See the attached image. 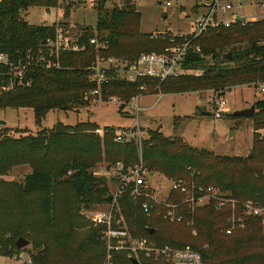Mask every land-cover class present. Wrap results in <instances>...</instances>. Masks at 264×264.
<instances>
[{
  "label": "trees",
  "instance_id": "16d2710c",
  "mask_svg": "<svg viewBox=\"0 0 264 264\" xmlns=\"http://www.w3.org/2000/svg\"><path fill=\"white\" fill-rule=\"evenodd\" d=\"M107 1L96 0L97 32L82 29L78 36L80 43L87 44L93 37L100 38L109 46L104 51L105 57H118L130 64L141 53L160 52L166 46V42L153 40L138 31L140 13L135 10L132 0H125L122 8L112 9L106 7ZM59 3L60 0H0V55L7 56L14 66L19 62H29L24 82L20 85L16 81L13 86L11 66L0 64V109L31 108L39 127L51 111H69L74 106H86L84 94L96 88V84L91 82L93 72L90 69L96 62L93 48L87 47L78 54H61L59 69H47L40 62L43 56L48 55L46 42L55 38L58 25H32L22 18L21 12L35 7L57 8ZM69 17L70 9L67 7L64 18ZM128 40L131 41L129 45L126 44ZM200 44L203 54L192 55L185 65L202 71V76L187 75L162 83L153 81L148 82L149 86L152 89L159 86L157 92L164 94L213 91L223 95L236 87L264 86V21L204 36ZM228 52L232 55V62L223 60ZM27 82H30L29 86H26ZM143 83L115 80L104 88L102 98L115 96L130 102L140 93L139 87ZM254 106L255 113L250 118L254 125L253 147L248 156H219L194 148L179 138L169 139L159 131L150 130L149 138L143 142V159L148 170L171 179L195 172L199 174V183L215 186L234 198L259 197L264 200V98ZM187 119L176 118L175 129ZM84 126L91 128L89 135L84 134V129L71 134L61 126H57L50 135L41 132L20 140L8 139L5 128V132L0 133V174L24 164L33 168L23 184H8V192L6 189L0 193V255H8L4 236L8 229L15 230L18 237L32 232L39 238L45 233L47 239L51 236L50 231L54 230L55 234L49 240L54 236L53 242L69 251L63 257V263L70 260V263L102 264L106 253L102 241L103 228H89L79 221L78 209L68 208L71 199L61 190L67 192L66 189H70L75 194L76 204L86 210L97 204H106L110 194L109 181L94 175L96 165L105 161L109 165L123 162L126 167L134 166L138 162V148L133 142L117 144L114 128H105L104 135L99 136L94 133L99 127L91 123L81 127ZM67 147L69 150H65ZM64 152L68 154L54 166L55 157ZM41 155L52 157V164L37 165ZM60 202L66 207L62 211L57 207ZM141 205V201H134L128 195L120 200L127 227L134 236L154 240L159 245H190L202 253L207 264H264V229L257 220H250L243 231L226 235L223 231L227 228V213L216 212L211 206L194 212L183 206L184 221L174 224L165 219L164 213L147 219ZM11 207L20 212L19 224L6 220V217L16 214L9 210ZM59 213L69 218L68 232L57 227ZM37 215L39 221L36 220ZM46 227L48 232H43ZM56 228L60 231H55ZM87 228L89 235L80 242L77 250H71V244L77 243L80 231ZM148 229H154V234H149ZM192 230L197 232V236L192 235ZM35 245L34 264H51L50 247L42 249L43 244L38 239Z\"/></svg>",
  "mask_w": 264,
  "mask_h": 264
},
{
  "label": "built area",
  "instance_id": "2783aa9c",
  "mask_svg": "<svg viewBox=\"0 0 264 264\" xmlns=\"http://www.w3.org/2000/svg\"><path fill=\"white\" fill-rule=\"evenodd\" d=\"M73 1L60 0L59 9L62 4L69 5ZM194 1L192 9L196 18L192 30L189 33H154L151 39L166 42V46L160 52L141 53L131 64L113 56L105 57L104 51L109 47L107 42L93 37L87 44L80 43L79 37L72 38L70 30L60 26L57 27L55 38L47 40L48 55L43 56L40 62L47 69H59L61 54H78L84 52L87 47L93 48L96 62L90 69L93 72L91 82L96 84V88L89 92V96L102 99L104 88L115 80L129 84L143 81L139 87L140 93L130 102L115 96L109 97V101L121 105L126 113L129 112L138 118L140 112L153 108L162 98H157L149 108L141 106V98L159 88L158 86L152 89L148 82L162 83L187 75L202 76V71L187 68L185 64L192 55L203 54L200 41L204 36L235 26L245 28L264 21V0ZM166 6L171 7V1H168ZM0 64L11 66L14 73L11 86L16 81L20 85L24 82L29 62H19L14 66L9 63L7 56L0 55ZM29 85L30 82H27L26 86ZM261 92L264 93L263 85ZM213 93L215 96L209 103L215 118L220 119L227 112V102L223 94ZM95 133L102 136L105 128H98ZM143 139L147 138H144L138 120L135 125L115 130L114 140L117 144L133 142L137 145L138 162L130 167H126L123 162H117L107 166L102 172H94L95 176L109 179L115 186L110 194L112 201L106 204V208L94 213L92 218L95 227L103 228L102 241L106 253L102 264H133L134 260L138 264H207L202 253L190 245H159L154 240L134 236L127 227L120 206V200L125 195L134 201H141V208L147 219L164 213L168 222L180 224L184 221L181 212L183 206L192 212L211 206L216 212L227 213V228L223 231L226 235L245 230L250 220H257L264 229L263 199L234 198L215 186L199 183L198 173L191 172L188 177L172 180L164 177L165 181L169 182L166 188L161 180L157 182V186H153L149 179L156 177V174L150 172L144 162ZM193 234L197 236L196 231ZM11 258L20 264H34V254L25 252L24 249H16Z\"/></svg>",
  "mask_w": 264,
  "mask_h": 264
},
{
  "label": "rangeland",
  "instance_id": "374dc122",
  "mask_svg": "<svg viewBox=\"0 0 264 264\" xmlns=\"http://www.w3.org/2000/svg\"><path fill=\"white\" fill-rule=\"evenodd\" d=\"M168 1H171V7L166 6ZM95 2L96 0H74L69 5L62 4L60 9L59 6L52 9L35 7L28 11H22L21 16L32 25L56 24L60 27H65L70 30L72 38H78L82 29H90L97 32L98 14L95 9ZM194 2V0H132L135 10L140 13L138 31L143 35L150 36V38L154 33H189L196 18V14L192 9ZM124 4L125 0H108L106 7L109 9L114 7L122 8ZM67 7L70 9V17L64 18V11ZM45 14L47 15L45 16ZM123 28L125 31L127 30V27L124 26ZM98 39L101 41L100 38ZM130 42L128 40L126 44L129 45ZM261 88V85H258V87L252 85L236 87L226 91L224 98L227 102V112L220 119L215 118L214 111L209 103L215 96L213 91L164 94L156 90L141 98V106L144 108L151 107L157 98L162 97L160 102L153 108L140 112L138 118L129 112L126 113L124 107L122 109L121 105L112 103L109 101V98L90 97L89 92H86L84 94L87 102L86 106H74L69 111H51L41 127L36 125L33 109L28 107L0 109V121L7 123L5 136L8 139L20 140L28 136H36L41 132L50 135L57 126H61L63 130L71 131V134L77 130L84 129V134L89 135L91 128L86 126L81 127L82 125L91 123L102 129L110 127L118 130L135 125L138 120L144 138H149L150 130H156L166 138H179L194 148L208 150L219 156L245 157L251 153L253 147V122L250 118L233 117L232 115H226V113L250 108L252 105H255L256 102L264 98ZM176 118L188 119L178 129H175L174 120ZM1 132L5 131L0 126ZM262 134L264 136V131ZM0 138L2 137L0 136ZM65 150H69V148L67 147ZM67 154L68 152H64L56 156L55 159L53 158L55 162V164L53 162V165L55 166L62 161ZM52 161V157L46 158L44 155H41L38 157L36 164L39 166L49 162L52 164ZM107 166L110 165L102 161L96 165L94 171L102 172ZM32 172L33 168L28 164L15 166L3 172V174H0V193L6 192V189L8 192V189H10L7 188L8 184H23L25 177ZM154 174H156V177L149 179L152 185L157 186V182L161 180L164 188H166L169 182L165 181L164 176L160 173ZM185 177L188 176L185 175ZM61 180L64 179L61 178ZM107 180L109 181V191L111 194L115 186L113 182H110L109 179ZM168 180L172 179L168 178ZM66 190L67 192H64V190H61V192L71 199L67 205L68 208L71 207L73 209L74 207L78 209V220L83 221L89 228L95 227L92 220L93 214L106 208L107 203L97 204L91 210H86L76 204L75 194L68 188ZM64 200L65 198L62 196V201ZM61 202L57 205L60 211L66 208ZM29 205L35 206L30 203ZM9 210L14 211L16 214L6 217V220L15 225L19 224L20 212L16 211L14 207H11ZM38 219L37 215L36 220L39 221ZM68 220L69 218L67 219L59 213L57 227H60V230L65 229L68 232ZM89 228L80 231L81 234L78 236L77 243L71 244V250L79 248L80 242L89 235V232H86ZM58 229L56 228L55 231H60ZM48 230L49 228L46 227L42 231L48 232ZM53 231H50L51 236L55 234ZM194 231L192 230L193 236H195L193 234ZM24 235L23 238L30 241V245L24 248V251L35 255L37 251L35 240L38 239V242L43 244L42 249L47 246L50 247L51 264L63 263V257L66 252H69L67 249L59 245L57 246L53 242L54 236L52 240H49L51 236L47 239L45 233H42L39 238L33 236L32 232H27ZM4 236L8 243V255H0V264H20V262H16L11 258L17 249L15 244L20 237L16 235V231L13 229H8ZM21 250L23 251V249ZM81 257H85V254H81ZM68 261L70 260H67V263L63 264H79Z\"/></svg>",
  "mask_w": 264,
  "mask_h": 264
},
{
  "label": "water",
  "instance_id": "95a60500",
  "mask_svg": "<svg viewBox=\"0 0 264 264\" xmlns=\"http://www.w3.org/2000/svg\"><path fill=\"white\" fill-rule=\"evenodd\" d=\"M224 62H232L233 58L230 52L226 53L223 57ZM255 113V106L252 105L250 108L242 109V110H237L234 112H229L226 113V115H232L233 117H240V118H252ZM205 114V113H204ZM206 115V114H205ZM7 123L5 121H0V126L4 129L6 127ZM153 176V174H152ZM112 201V197L108 196L106 198V202L110 203ZM155 230L154 229H148L149 234H154ZM16 248L18 250L24 249L30 245V241L20 237L17 242H16ZM133 264H138L137 261H133Z\"/></svg>",
  "mask_w": 264,
  "mask_h": 264
},
{
  "label": "crops",
  "instance_id": "0c3cea01",
  "mask_svg": "<svg viewBox=\"0 0 264 264\" xmlns=\"http://www.w3.org/2000/svg\"><path fill=\"white\" fill-rule=\"evenodd\" d=\"M146 108H149V107H146Z\"/></svg>",
  "mask_w": 264,
  "mask_h": 264
}]
</instances>
